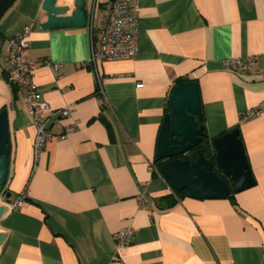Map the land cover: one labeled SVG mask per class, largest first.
I'll return each mask as SVG.
<instances>
[{
  "label": "crops",
  "instance_id": "1",
  "mask_svg": "<svg viewBox=\"0 0 264 264\" xmlns=\"http://www.w3.org/2000/svg\"><path fill=\"white\" fill-rule=\"evenodd\" d=\"M107 1L87 0L86 27L41 28L44 0H17L0 20V110L8 111L11 147L5 188L13 202L27 192L0 219V264H264V110L244 116L263 101L264 76L224 64L252 56L264 68V0H140L139 54L92 63V26ZM58 4L69 14L75 8V0ZM26 25L30 56L61 64L34 71L43 98L74 110L52 126L37 162L32 115L6 78L9 39ZM184 77L198 84L209 138L239 126L255 184L226 198L187 191L163 208L159 199L174 190L156 169L158 137ZM129 225L131 241L117 247Z\"/></svg>",
  "mask_w": 264,
  "mask_h": 264
},
{
  "label": "water",
  "instance_id": "2",
  "mask_svg": "<svg viewBox=\"0 0 264 264\" xmlns=\"http://www.w3.org/2000/svg\"><path fill=\"white\" fill-rule=\"evenodd\" d=\"M17 0H0V20ZM71 14L69 7L59 5L58 0H44L43 10L46 21L43 29L86 27L88 24L87 0H75ZM171 111L166 113L160 129L156 160L162 161L161 175L174 191L187 190L188 196L204 198H226L232 192H240L255 184V179L240 138V130L235 128L211 141L215 151L216 167L231 181L215 171V162L201 149L196 150L194 161L178 156L203 144L208 138L204 126L201 98L198 84L184 81L175 86L170 97ZM174 138L179 141L172 143ZM10 130L6 108L0 111V219L12 204V192L1 190L7 181L10 164ZM6 233L0 232V245Z\"/></svg>",
  "mask_w": 264,
  "mask_h": 264
},
{
  "label": "built area",
  "instance_id": "3",
  "mask_svg": "<svg viewBox=\"0 0 264 264\" xmlns=\"http://www.w3.org/2000/svg\"><path fill=\"white\" fill-rule=\"evenodd\" d=\"M139 4L140 0L107 1L103 19L92 26L90 62L122 60L134 58L139 54ZM31 27L32 25H26L20 33L9 39L6 78L10 84L19 89L32 115L36 127L33 149L35 162H37L46 144L55 137L52 126L61 119L71 118L74 110L72 106L52 108L43 98L39 85L34 79V71L43 64L58 71L61 64L50 58L38 61L30 56ZM224 64L226 68L241 74L249 73L256 68L257 74L264 76V68L259 67L257 57L230 58L225 60ZM142 86L141 83L137 85V87ZM263 110L264 99L255 109L247 111L244 116L260 113ZM73 129L74 126H68L60 136H65ZM26 198L27 192L24 190L9 206L17 208ZM139 200L141 206L151 213L152 205L144 191L139 194ZM133 234L134 228L131 225L122 228L116 235L117 247L127 245Z\"/></svg>",
  "mask_w": 264,
  "mask_h": 264
},
{
  "label": "trees",
  "instance_id": "4",
  "mask_svg": "<svg viewBox=\"0 0 264 264\" xmlns=\"http://www.w3.org/2000/svg\"><path fill=\"white\" fill-rule=\"evenodd\" d=\"M4 40H5V38L0 34V50H1V47H2V44H3ZM184 81H194V82H196V80H194V79H190V78L184 77V78H180L176 82L175 86L177 84L181 83V82H184ZM175 86L173 87V89L175 88ZM167 110H168V112L171 111L170 105H168ZM199 125H203L204 126V131L206 132V128H205L203 119H202L201 122H199ZM235 128L239 129V126H237ZM235 128H233V129H235ZM233 129H230L227 132H229V131H231ZM224 133H226V132H224ZM224 133H222V134H224ZM240 138H241V135H240ZM213 139L208 137L207 139L204 140L203 144H201L197 148H194V149H192V150H190V151H188V152H186L184 154L179 155L178 157L181 158V159H189L190 161H194L195 156H196V150L197 149H201L205 154H207L209 156L210 159H212L215 162V151H214V149H213V147L211 145V141ZM178 141H179L178 138H174L172 140V143L176 144V143H178ZM162 163H163L162 161H157V160L155 161V164L157 165V167H156L157 171H159V168H160ZM156 169H154V171H156ZM214 169L221 177L226 178L228 183H231V181L225 176V174L223 172H221L216 167V162H215V168ZM6 184H7V181H6L5 185ZM5 185L3 187H1V190L5 188ZM186 193H187V190L174 191L172 194L160 198L159 202H160V204L162 205L163 208H168V207H171V206L175 205L181 199V196L185 195ZM230 196H232V194H230L229 197Z\"/></svg>",
  "mask_w": 264,
  "mask_h": 264
},
{
  "label": "bare ground",
  "instance_id": "5",
  "mask_svg": "<svg viewBox=\"0 0 264 264\" xmlns=\"http://www.w3.org/2000/svg\"><path fill=\"white\" fill-rule=\"evenodd\" d=\"M6 186V185H5Z\"/></svg>",
  "mask_w": 264,
  "mask_h": 264
}]
</instances>
